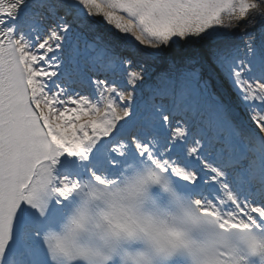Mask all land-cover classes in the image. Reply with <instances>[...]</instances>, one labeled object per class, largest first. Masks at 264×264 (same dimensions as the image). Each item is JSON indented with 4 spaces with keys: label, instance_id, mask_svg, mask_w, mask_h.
<instances>
[{
    "label": "snow or ice",
    "instance_id": "1",
    "mask_svg": "<svg viewBox=\"0 0 264 264\" xmlns=\"http://www.w3.org/2000/svg\"><path fill=\"white\" fill-rule=\"evenodd\" d=\"M129 162L264 231V0H0V264H54L69 194Z\"/></svg>",
    "mask_w": 264,
    "mask_h": 264
},
{
    "label": "clouds",
    "instance_id": "2",
    "mask_svg": "<svg viewBox=\"0 0 264 264\" xmlns=\"http://www.w3.org/2000/svg\"><path fill=\"white\" fill-rule=\"evenodd\" d=\"M154 171L149 163L129 162L119 177L93 172L81 179L69 194L70 210L45 234L58 246L54 264H264V231L247 221L239 229L221 228L209 217L193 223V215L199 216L196 197L170 179L164 189L150 179ZM157 188L168 192V200L156 195ZM245 233L250 241L241 240ZM69 240L78 253L67 246Z\"/></svg>",
    "mask_w": 264,
    "mask_h": 264
}]
</instances>
